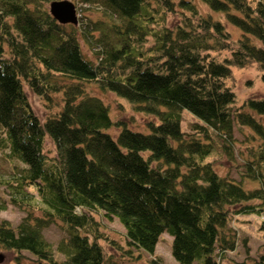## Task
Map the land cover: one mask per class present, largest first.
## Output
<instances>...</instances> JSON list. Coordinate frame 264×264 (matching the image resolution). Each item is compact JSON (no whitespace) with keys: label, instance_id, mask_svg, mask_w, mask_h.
<instances>
[{"label":"trees","instance_id":"16d2710c","mask_svg":"<svg viewBox=\"0 0 264 264\" xmlns=\"http://www.w3.org/2000/svg\"><path fill=\"white\" fill-rule=\"evenodd\" d=\"M52 1L0 0V211L10 203L25 212L15 226L0 221V248L38 264H106L100 219L116 218L129 248L152 254L165 232L177 264H219L240 213L260 217L264 238V97L234 107L229 84L232 66L254 65L264 82V0H200L207 12L194 0L71 1L100 12L85 24L55 20ZM175 5L179 22L169 26ZM86 83L156 121L143 132L118 120L112 137L108 106ZM24 87L53 111L43 121ZM183 109L200 120L191 132L181 129ZM235 126L259 140L242 154L239 179L208 158L213 136L231 155ZM51 223L64 230L54 249L43 234ZM254 264H264L261 253Z\"/></svg>","mask_w":264,"mask_h":264},{"label":"rangeland","instance_id":"374dc122","mask_svg":"<svg viewBox=\"0 0 264 264\" xmlns=\"http://www.w3.org/2000/svg\"><path fill=\"white\" fill-rule=\"evenodd\" d=\"M70 1H74L79 8L83 5L80 4L79 0ZM194 1L200 11H208L207 6L200 0ZM47 9H49V4ZM178 9L177 5H175V10L166 14L167 25L173 26L179 22L181 14ZM81 12L83 13L82 18L79 13L76 14L79 24H85L89 19L95 20L96 17H100V12L96 9H81ZM210 12L215 18L223 21V17H220L217 12ZM223 22L233 38L240 36V31L236 26L229 22ZM147 40L150 43L153 41V37L148 36ZM80 45L84 56L93 59L92 51L88 45L84 41H81ZM231 68L233 78L229 81V84H232L235 93L234 107L240 105L244 99L250 96L264 97V82L261 81L259 71L254 65L243 68L232 66ZM84 87L90 94L100 96L107 104L110 117L113 120V126L107 131L112 137H115L120 131L121 126L118 124V120L124 121V125L128 127L143 132L148 130L147 122L149 120L156 121V117L134 109L126 99L111 91L102 90L94 83H86ZM24 90L32 111L40 121H43L47 114L53 112L44 105V99L31 92L27 87H24ZM52 99L53 104H55L59 102L60 95L53 94ZM52 109L55 110L58 107H52ZM181 117L180 126L185 132H191V124L200 121L186 109L182 110ZM260 120L264 124V116H260ZM248 133L249 131L246 127L240 129L235 126L233 128L231 155L222 153L221 141L216 136H213L212 142L214 148L208 158L212 161L213 168L218 173L228 174L236 179L240 178V169L243 168L240 165L243 162L242 154L248 153L247 150L249 148L256 149L257 143L259 142L258 139L248 140ZM198 135L201 137V134ZM45 148L50 149V152L53 151V144L48 138L45 139ZM246 184L252 186L255 182H246ZM24 214L25 212L23 210L8 203L6 208L0 211V221L6 219L11 225L15 226ZM35 214H39V210L35 211ZM100 220H102L100 231L103 236L100 238L99 243L108 259L106 264H157V262L160 264H177L171 254V236L169 234L163 232L155 245L154 252L149 254L138 249L129 248L126 245L124 227L116 218ZM259 222L260 217L255 213H240L229 220L228 226L232 229L233 249L225 252V255L219 259V264H254L259 254L261 253L263 255L264 238L258 228ZM43 234L54 249L57 242L63 237L64 230L57 223H51L43 229ZM20 253L21 256L17 257L15 251L0 248V254L3 256L0 264H17V262H20V264H38L27 252L23 251ZM54 257L58 259L62 258L61 254L57 251H54ZM154 259H156V262ZM193 264L199 263L194 262Z\"/></svg>","mask_w":264,"mask_h":264},{"label":"water","instance_id":"95a60500","mask_svg":"<svg viewBox=\"0 0 264 264\" xmlns=\"http://www.w3.org/2000/svg\"><path fill=\"white\" fill-rule=\"evenodd\" d=\"M50 14L61 23H75L76 16L74 5L68 0H53L49 4ZM263 258H264V246H263ZM2 254H0V260L2 259Z\"/></svg>","mask_w":264,"mask_h":264}]
</instances>
